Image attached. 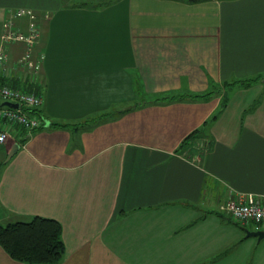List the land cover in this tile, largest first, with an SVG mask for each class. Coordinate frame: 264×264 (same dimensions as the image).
Returning <instances> with one entry per match:
<instances>
[{"label":"crops","instance_id":"0c3cea01","mask_svg":"<svg viewBox=\"0 0 264 264\" xmlns=\"http://www.w3.org/2000/svg\"><path fill=\"white\" fill-rule=\"evenodd\" d=\"M19 7L47 124L0 143V224L58 220L57 264H264L222 209L264 193V0H0V25ZM170 92L211 94L145 103Z\"/></svg>","mask_w":264,"mask_h":264},{"label":"built area","instance_id":"2783aa9c","mask_svg":"<svg viewBox=\"0 0 264 264\" xmlns=\"http://www.w3.org/2000/svg\"><path fill=\"white\" fill-rule=\"evenodd\" d=\"M41 32L38 14L31 8L11 9L0 25V143H4L20 126L31 133L47 123L33 112L44 103V97L35 91L16 87L7 81L37 84L45 56L35 55L34 48ZM22 45V51L14 60V45ZM18 103V108L2 105L3 102ZM224 213L238 223L249 227L264 224V193L260 196L237 194L223 205Z\"/></svg>","mask_w":264,"mask_h":264},{"label":"trees","instance_id":"16d2710c","mask_svg":"<svg viewBox=\"0 0 264 264\" xmlns=\"http://www.w3.org/2000/svg\"><path fill=\"white\" fill-rule=\"evenodd\" d=\"M261 78V75H257L255 77L243 79L238 82L247 86L255 81L260 80ZM7 83L16 87L24 88L29 91H35L36 93L39 92L38 84H26L20 83L18 81H7ZM210 94L211 93L209 92H206L204 94L191 92L184 94L173 92L160 93L154 95L153 98L149 100H145V103H166L183 98H207ZM225 105L226 100H223L221 108ZM220 110H218L211 117V121L217 118ZM33 112L38 116H41L39 108L33 110ZM55 125L62 127L70 126L71 128H75L74 125L61 123H55ZM15 127L17 130L19 129L20 131H23L21 135V141L23 143L27 138V135L25 134L27 130L20 126ZM41 127L42 126L34 129L33 131ZM198 136L199 135H197V132L195 131L191 135H189L186 142H192L194 139H196L197 142L200 138H197ZM62 233L63 228L58 220L42 216H35L29 221H16L9 222L7 224H0V245L8 252V254L13 259L17 261L25 262L28 264H57L63 259L66 251Z\"/></svg>","mask_w":264,"mask_h":264},{"label":"water","instance_id":"95a60500","mask_svg":"<svg viewBox=\"0 0 264 264\" xmlns=\"http://www.w3.org/2000/svg\"><path fill=\"white\" fill-rule=\"evenodd\" d=\"M2 105H8V106L13 107V108H18L19 107L18 103H12V102H9V101L3 102ZM19 149H20V144L19 143H15L12 146V148H11L9 154H8L7 159H10L13 155H15V153ZM244 230H245L247 236H255L259 240L264 238V229L250 230L249 228L245 227Z\"/></svg>","mask_w":264,"mask_h":264},{"label":"rangeland","instance_id":"374dc122","mask_svg":"<svg viewBox=\"0 0 264 264\" xmlns=\"http://www.w3.org/2000/svg\"><path fill=\"white\" fill-rule=\"evenodd\" d=\"M152 6H153V8H156L154 4ZM262 227H264V224L262 225Z\"/></svg>","mask_w":264,"mask_h":264}]
</instances>
